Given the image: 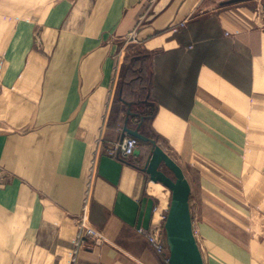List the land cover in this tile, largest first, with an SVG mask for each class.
<instances>
[{"label":"crops","instance_id":"0c3cea01","mask_svg":"<svg viewBox=\"0 0 264 264\" xmlns=\"http://www.w3.org/2000/svg\"><path fill=\"white\" fill-rule=\"evenodd\" d=\"M226 1L0 0V264H71L84 208L104 241L79 264H164L137 232L158 204L150 145L107 153L128 109L190 192L225 141L264 179V0ZM203 232L204 264H264V240L242 258Z\"/></svg>","mask_w":264,"mask_h":264},{"label":"rangeland","instance_id":"374dc122","mask_svg":"<svg viewBox=\"0 0 264 264\" xmlns=\"http://www.w3.org/2000/svg\"><path fill=\"white\" fill-rule=\"evenodd\" d=\"M221 146L220 158L224 163L197 164L188 173L193 229L196 232L200 228L201 232L203 227L204 236L213 237L226 247L232 242L236 254L242 258L245 252L254 251L255 258L260 259L259 242L264 240V179H245L249 177L250 165L229 163L242 162L244 150L228 148L226 141ZM255 169L253 166V174L259 172ZM148 185L158 202L169 204L167 188L157 183ZM198 237L201 241V233ZM206 262L210 264L208 257Z\"/></svg>","mask_w":264,"mask_h":264},{"label":"water","instance_id":"95a60500","mask_svg":"<svg viewBox=\"0 0 264 264\" xmlns=\"http://www.w3.org/2000/svg\"><path fill=\"white\" fill-rule=\"evenodd\" d=\"M239 1L244 0H227L226 2ZM129 116H135V114L128 109L119 141L128 135L143 143H148L150 149L142 170L147 174L150 181L160 183L170 192L168 209L163 223L169 264H204L192 228L188 180L179 164L163 150L155 139L139 132V125L144 117L139 116L136 128L130 129L126 124Z\"/></svg>","mask_w":264,"mask_h":264},{"label":"built area","instance_id":"2783aa9c","mask_svg":"<svg viewBox=\"0 0 264 264\" xmlns=\"http://www.w3.org/2000/svg\"><path fill=\"white\" fill-rule=\"evenodd\" d=\"M264 30V27H263ZM140 141L132 136L126 135L121 141H116L114 144L107 148V153L121 158H127L131 156L134 151L138 148ZM149 183H153L149 180ZM157 185H161L157 183ZM164 187V186H163ZM90 182L87 184L85 191V201L88 199L90 194ZM168 205L164 202L159 201L157 205L153 207L154 216L152 217L147 227H137V232L145 237L149 246L153 251L162 257L164 264L168 262V252L164 241V230L163 223L167 213ZM104 241L103 236L98 230L93 227L86 219V209L84 208L81 216L77 221V233L74 242L73 254L71 258V264L78 263V254L82 248L88 244H100Z\"/></svg>","mask_w":264,"mask_h":264}]
</instances>
